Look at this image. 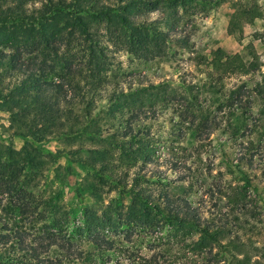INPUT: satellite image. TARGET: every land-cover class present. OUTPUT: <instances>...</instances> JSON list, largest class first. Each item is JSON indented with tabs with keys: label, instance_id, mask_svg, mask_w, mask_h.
<instances>
[{
	"label": "trees",
	"instance_id": "1",
	"mask_svg": "<svg viewBox=\"0 0 264 264\" xmlns=\"http://www.w3.org/2000/svg\"><path fill=\"white\" fill-rule=\"evenodd\" d=\"M168 1L0 0V109L11 116L12 136L24 138L30 135L36 141L71 137L94 142L100 121L98 115H92L94 106L101 98L106 99L105 109L100 111L106 122L127 115V127L117 138L111 137L100 149H95L91 155L96 156L91 162L66 160L78 164L99 182L120 187L133 200L126 207L117 206L114 200L96 206L95 201L100 196L96 190L91 193L95 208L83 209L76 216L62 202L61 189L52 188L50 180L40 182L42 172L52 168L56 159L64 157L62 151L47 154L45 170H39L43 160L33 144L26 143L21 151H16L10 145L0 143V264H104L111 257L119 228L129 236L135 229L149 232L153 235L151 238L156 237V233L165 235L172 245L170 248L173 247L170 259L166 261L171 264H183L186 255L197 259L212 258L214 263L211 264H261L264 255L261 254L260 259L254 255L252 259L247 245L238 237H231L223 226L211 228L201 223L200 216L191 210L192 183H184L187 178L184 174L173 184H167L164 177L141 182L133 178L126 187L121 179H112L116 177L109 168L113 150L118 152L115 154L118 160L131 165L140 161V166H145L153 160L150 140L137 138L129 123L139 115L146 118L157 104L181 98L183 115L191 116L189 125L206 123L209 112L198 105L204 85L196 88L182 84L177 91L167 83L140 86L138 82L136 87L127 85L124 91L111 89L102 95L104 83H99V74L85 75L70 68L66 53L69 48L64 40L71 37V31L60 26L59 20L70 19V25L79 29V40L87 44L86 51L92 56L97 50L88 44L94 42L97 46L98 42L92 39L97 38V31H89L92 22L104 23L109 34L118 37L128 32V40H134L133 44L145 51L149 44L147 39L156 45V41L166 38L167 32L179 25L180 17L175 12H163L160 21L165 32H162L153 23H136L129 15L141 4L147 6ZM171 1L176 6L187 3V0ZM12 28L13 34L10 33ZM133 33H138L139 37H132ZM33 52L37 55L28 57ZM94 57L100 59L104 55L99 50ZM209 63L219 81L232 74L246 75L255 68L252 61L245 63L240 55L227 56L218 49ZM245 88L240 84L222 95L223 101L217 109L226 107L232 115L236 110L244 115L250 103L243 106V102L248 99L251 103L256 102V122L264 134V76L254 87ZM244 90H248V95ZM99 110L98 107L97 112ZM19 124L26 129H14ZM166 161L171 169L182 165L177 159ZM52 172L59 176V168H52ZM153 182L158 184L156 189L149 188ZM44 184L46 187H40ZM73 194L80 202L78 187H73ZM223 197L227 202L243 207L245 188L241 186L237 192L224 193ZM158 236L156 242L162 239ZM84 245L87 247L83 248ZM214 246L218 250L211 253ZM138 259L143 264H152L155 254L148 258H119L115 264H139Z\"/></svg>",
	"mask_w": 264,
	"mask_h": 264
},
{
	"label": "rangeland",
	"instance_id": "2",
	"mask_svg": "<svg viewBox=\"0 0 264 264\" xmlns=\"http://www.w3.org/2000/svg\"><path fill=\"white\" fill-rule=\"evenodd\" d=\"M176 5L171 0L147 6L141 4L129 15L136 23H153L162 32H165L160 21L163 12H175L180 17L179 25L167 32L166 38L156 41V45L147 39L149 44L145 51L139 50V46L133 44L134 40H128V32L118 37L109 34L104 23H89V31L98 33L97 38L91 37L98 42L97 46H94V42L88 45L97 50L94 56L100 50L104 55L103 60L86 51L87 44L79 40V29L70 25L68 17L59 20L60 26L71 31V37L64 40L66 48H69L66 53L70 68L85 75L99 74V83H104L100 92L102 95L111 89L124 91L127 85L136 87L138 82L140 86L167 83L177 91H180L182 84L196 88L204 85L198 105L209 112L206 123L202 125L200 122L199 126H195L196 122H193L189 125L191 116L183 115L184 101L181 98L171 99L163 105L157 104L154 112L146 114V118L139 115L129 123L137 138L150 140L154 150L153 160L145 166H140V161L131 165L118 160L115 155L118 152L113 150L109 168L116 177L112 179H121L126 187L133 178L141 182L164 177L167 184H173L184 174L187 177L184 183H192L189 196L191 210L200 216L201 223L211 228L223 226L231 237H238L247 245L252 259L254 255L260 259V255H264V134L256 122L258 105L251 103L250 99L245 100L243 106L250 103V108L244 115L239 110L232 115V112H228L231 111L229 108H217L223 101L222 95L225 96L240 84L249 90L264 76V0H187L185 6ZM13 32L12 28L10 33ZM135 36L139 37V34L133 33L132 37ZM217 49L227 56L238 54L245 63L252 61L255 68L246 75L232 74L216 80V72L209 61ZM24 55L27 57V54ZM33 55L37 54L33 52L28 57ZM248 90H244L247 95ZM106 103L107 100L101 98L94 106L93 117H100L97 125L99 132L94 142L71 137L36 141L30 135L24 138L12 136L13 127L9 128L11 116L0 109V143L8 144L16 151H21L26 143L33 144L43 160L39 170H45L47 154L56 151L65 154L56 159L52 166L59 168V176H54L50 168L42 172L40 182L50 180L52 188L61 189L62 202L76 216L83 209L95 208L91 193L96 190L100 193L99 200L95 201L96 206L106 205L110 200L122 207L133 202L131 196L121 191L120 187L101 183L78 164L66 160L91 162L96 156L91 155L95 149H100L105 140L117 138L127 127V115L106 122L100 112L105 109ZM98 107L100 110L97 112ZM21 126L19 124L14 129L24 131L26 128ZM169 158L177 159L182 165L171 169L166 161ZM96 165L99 166L98 163ZM75 186L81 194L80 202L73 194ZM157 186L153 182L149 188L156 189ZM241 186L245 188L243 207L227 202L224 193L237 192ZM40 187H46V184ZM118 230L110 251L111 257L104 264H115L119 258L130 259L132 256L148 258L153 254L155 260L152 264H171L166 261L170 259L169 253H172L173 247L170 248L172 245L166 241L165 235L158 236L156 233V237L162 238L158 243L156 237L151 238L153 235L147 231L135 229L129 236L120 228ZM217 250L218 247L214 246L211 253ZM138 262L143 264L139 259ZM260 262L264 264V258ZM211 263H214L212 258L197 259L189 255L183 260V264Z\"/></svg>",
	"mask_w": 264,
	"mask_h": 264
}]
</instances>
